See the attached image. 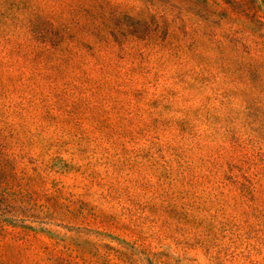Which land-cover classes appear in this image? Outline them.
<instances>
[{"label":"rangeland","instance_id":"rangeland-1","mask_svg":"<svg viewBox=\"0 0 264 264\" xmlns=\"http://www.w3.org/2000/svg\"><path fill=\"white\" fill-rule=\"evenodd\" d=\"M0 264H264V0H0Z\"/></svg>","mask_w":264,"mask_h":264}]
</instances>
